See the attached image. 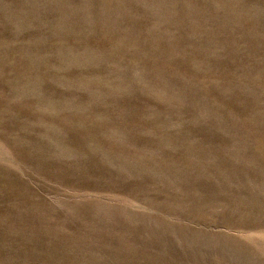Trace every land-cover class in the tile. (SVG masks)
I'll use <instances>...</instances> for the list:
<instances>
[{
  "label": "rangeland",
  "instance_id": "rangeland-1",
  "mask_svg": "<svg viewBox=\"0 0 264 264\" xmlns=\"http://www.w3.org/2000/svg\"><path fill=\"white\" fill-rule=\"evenodd\" d=\"M0 264H264V0H0Z\"/></svg>",
  "mask_w": 264,
  "mask_h": 264
}]
</instances>
